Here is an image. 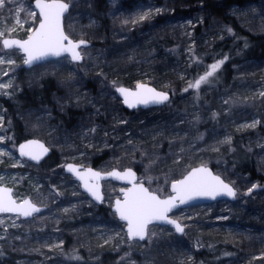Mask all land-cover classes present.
I'll use <instances>...</instances> for the list:
<instances>
[{"label":"rangeland","instance_id":"374dc122","mask_svg":"<svg viewBox=\"0 0 264 264\" xmlns=\"http://www.w3.org/2000/svg\"><path fill=\"white\" fill-rule=\"evenodd\" d=\"M33 1L4 0L0 7V83L11 82L0 89V153H7L0 155V184L13 187L17 200L47 209L31 220L0 215V264H203L197 251L215 264H264V178L237 172L234 155L240 139V157L264 176V57L241 56L243 43L264 37V0H65L72 4L66 33L91 42L81 49L84 59L27 69L24 54L4 49L3 40L26 39L37 27ZM224 57L210 83L185 91ZM229 64L230 83L221 87ZM139 83L170 92L171 101L128 114L116 88ZM24 88L37 102L19 115L24 137L56 152L54 168L22 158L9 133L3 98ZM45 88L48 100L39 94ZM70 162L103 172L138 166L140 181L162 197L191 168L214 167L238 190L237 200L174 212L182 235L154 225L145 242L132 241L112 211L122 186L104 183L103 213L62 170Z\"/></svg>","mask_w":264,"mask_h":264},{"label":"snow or ice","instance_id":"6c2138e0","mask_svg":"<svg viewBox=\"0 0 264 264\" xmlns=\"http://www.w3.org/2000/svg\"><path fill=\"white\" fill-rule=\"evenodd\" d=\"M4 0H0V7H3ZM70 4L65 0H35V8L39 11V25L36 28H29L30 35L27 39H4V49H17L24 54L23 63L29 67L34 64H41L50 57H67L72 62H80L84 59L80 48L86 45V41L81 39L73 41L64 31L63 18L68 12ZM157 12L162 11L160 9ZM37 15L35 11L29 13L34 18ZM148 14L141 15L139 20L147 18ZM127 23V21H125ZM136 22V21H134ZM20 23V21H17ZM14 30V29H13ZM229 32L232 30L229 29ZM3 33L0 32V36ZM227 57L220 59L209 66V70L200 75L194 83H189V89L199 90L202 84L210 83L209 78L222 67ZM5 63L0 58V64ZM14 63V61H8ZM4 75H8L7 72ZM11 86V82L0 83V89H7ZM116 91L123 97V103L130 108L138 105H148L151 103H163L168 100V94L158 92L156 89L148 87L145 84H137V90L132 91L124 87H117ZM5 95L8 93L5 92ZM261 95H264L262 93ZM3 117H0L2 122ZM258 121L244 127H255ZM95 131V129H91ZM3 140V137H0ZM226 143H230L228 138ZM218 150V149H214ZM20 155L26 156L30 160L37 161L48 152V149L39 141H29L20 145ZM7 153H0V155ZM2 162V161H0ZM15 166V165H14ZM66 170L75 175L81 181L83 188L95 200L103 202V194L99 181L107 178H115L117 180H127L131 185L129 188H122V199L115 201V214L121 221L127 224V236L132 240H145L149 237V225L153 223L172 225L176 233L183 234L185 226L169 216L174 209L180 208L182 205H189L192 201L200 198L216 199L218 196H228L235 198L237 191L218 175H213L206 166L190 170L183 179L175 180L171 183L172 195L162 198L157 191H150L145 187L144 182L137 181L136 174L131 169L123 172L113 170L107 173L95 171L91 168L81 170L79 167L68 164ZM2 179V177H0ZM151 178H149L150 180ZM253 185L248 189L250 194L254 188ZM41 209L33 204L30 200L25 199L22 203H17L12 197L11 189L0 187V213H15L23 217H31L34 213L40 212ZM68 211V209H65ZM154 235V233L152 234ZM60 245H57L59 247ZM79 259V257H75Z\"/></svg>","mask_w":264,"mask_h":264},{"label":"trees","instance_id":"16d2710c","mask_svg":"<svg viewBox=\"0 0 264 264\" xmlns=\"http://www.w3.org/2000/svg\"><path fill=\"white\" fill-rule=\"evenodd\" d=\"M228 2H237V3H242V1L244 0H226ZM228 20L231 22L233 21L232 18H228ZM234 22V21H233ZM244 47H242L243 49V55H241L244 59H252L254 57H264V37H252L251 42H247V44H244ZM230 46V45H228ZM225 49H227V45L223 46ZM240 59V58H239ZM206 61V60H205ZM231 64H229L228 66H225L223 68V81L220 84L221 87H225L227 86V84L230 83L231 80V68L230 67ZM52 85V83H50ZM48 87V86H47ZM50 88V87H49ZM28 88H24V90L21 91H12L11 94H9V96H7L6 98H3V104L6 108V115L7 118L9 119L7 122V126L9 129V133L12 134L13 138L15 139V141L17 143H22L25 140L29 139L28 137H24L23 134V124L22 121L19 118V115L21 113H23V111H25V109H27L28 107H30L31 105L36 104V98L35 96H33L32 93H30V91L27 90ZM47 88L40 89L39 90V94L45 99L48 100L50 95L45 93L44 91ZM51 89V88H50ZM124 110L128 113V114H132L135 111H129L126 108H124ZM59 118H61L62 116L60 114H58ZM62 120H65L62 117ZM71 124V123H70ZM235 145H236V149L238 147L237 152H235V158H237L236 161V170L237 172L240 173H249L250 177L252 180H258V179H263L264 176L259 175L255 169V167L253 166V163L249 160L246 159H242L240 157L241 155V147L242 145V141L240 139H237L234 141ZM240 148V150H239ZM249 159V158H248ZM99 161V160H98ZM98 161L96 163H98ZM58 160L56 158V152L53 151V153L51 154L50 157H48L42 164H40L43 168L45 169H51L54 168L58 165ZM95 163V165H96ZM214 169V167H212ZM136 171L138 172V174L140 175V168L137 166ZM62 170H64V168H62ZM100 211L103 213H106L108 211V209H106L105 207L100 206ZM238 214H236L235 212L232 213V218L231 219H235V217ZM204 256H202V252H195V261L200 260L202 261L203 264H215L217 263L216 259H211L209 260L208 258H202ZM104 262V260H103Z\"/></svg>","mask_w":264,"mask_h":264},{"label":"water","instance_id":"95a60500","mask_svg":"<svg viewBox=\"0 0 264 264\" xmlns=\"http://www.w3.org/2000/svg\"><path fill=\"white\" fill-rule=\"evenodd\" d=\"M65 2H67V1H65ZM69 4H70V7H69V10H68V12L67 13H65V15H64V18H63V26H64V31H65V18H66V16L71 12V10H72V4L70 3V2H68ZM34 7H35V0H34ZM36 9V8H35ZM36 11L38 12V14H39V11H38V9H36ZM41 18V17H40ZM39 25V24H38ZM38 27V26H37ZM65 33H66V31H65ZM67 34V33H66ZM68 35V34H67ZM69 36V35H68ZM69 38L71 39V40H73V41H79V40H81V39H79V40H74V39H72L70 36H69ZM6 39H20V40H24V39H21V38H17V37H10V38H6ZM83 40H85V39H83ZM87 43H86V45H84V46H81V48H80V51H81V49H83V48H88V47H90L91 46V42L90 41H88V40H85ZM6 50H17V49H15V48H13V49H6ZM67 55H65V56H62V57H59V58H56V57H50L47 61H44V62H41V64H43V63H46V62H49V61H52V60H57V59H60V58H63V57H66ZM81 62V61H80ZM74 63H79V62H74ZM37 65H39V64H34V65H32L31 67H29V66H27V65H25V67L27 68V69H30V68H32V67H34V66H37ZM139 84H145V85H147L148 87H151V88H154V89H156L158 92H165V93H167L168 94V100L167 101H165V102H163V103H151V104H148V105H138L137 107H135V108H130V107H128L126 104H124V107L127 109V110H129V111H135V110H139V109H141V110H147V109H150V108H156V107H162V106H164L166 103H168V102H170L171 101V99H172V94L170 93V92H168V91H164V90H160V89H158V88H156L155 86H153V85H150V84H147V83H139ZM119 87H124V88H127V89H130V90H132V91H136L137 90V85H136V87L135 88H130V87H127V86H119ZM117 95L119 96V98L123 101V97L117 92ZM33 140H35V141H39L40 143H42L47 149H48V152L46 153V154H44L43 156H42V158L39 160V162H37V161H33V160H30L28 157H26V156H21L20 155V151H19V149H20V145H23V144H26V143H28L29 141H33ZM52 152H53V150L44 142V141H42V140H40V139H36V138H29V139H27V140H25L24 142H22V143H20L19 144V146H18V154L22 157V158H25V159H27V160H29V161H31V162H33V163H35V164H37V165H39V164H42L48 157H50L51 156V154H52ZM68 164H72V165H75V166H77V167H79L81 170H84V169H87V168H91V169H93V170H95V171H99V172H102V173H107V172H110V171H113V170H117V171H121V172H123V171H125V170H128V169H131L133 172H135V174H136V179H137V181L139 182L140 181V177H139V174H138V172L136 171V169H134V168H126V169H124V170H121V169H117V168H115V169H112V170H109V171H106V172H103V171H100V170H98L97 168H95V167H85V166H82V165H79V164H76V163H73V162H70V163H67L66 165H68ZM66 165H65V167H64V170H65V172L68 174V175H71V176H73L76 180H78L76 177H75V175L74 174H72V173H69V172H67V170H66ZM200 166H202V165H199V166H195V167H193V168H191L190 170H192V169H195V168H198V167H200ZM204 166V165H203ZM208 169H210V171L212 172V174L213 175H218V176H220V178L222 179V180H224V182L225 183H228V184H230L236 191H237V195H238V190L231 184V183H229L228 181H226L221 175H219V174H217L215 171H214V169L213 168H211V167H209V166H206ZM189 170V171H190ZM188 171V172H189ZM183 179V178H182ZM79 181V180H78ZM107 181H112V182H114V183H117V184H119V185H121L122 187L120 188V194L122 195V193H121V189L122 188H129V187H131V185L127 182V180H117V179H115V178H107V179H102V180H100L99 181V183H100V186H101V192H102V194H103V197H104V199H103V202H104V200H105V193H104V183L105 182H107ZM79 182H81V181H79ZM82 184V183H81ZM0 187H4V188H7V189H11V192H12V197H13V199H15L16 200V202L19 204V203H22L23 201H18L16 198H15V196H14V189L12 188V187H8V186H4V185H1L0 184ZM145 187H147L146 186V184H145ZM82 189H83V191L97 204V205H101L103 202H101V201H97V200H95L89 193H87L86 191H85V189L83 188V186H82ZM150 190V189H149ZM151 191V190H150ZM173 193H172V190H171V195H172ZM163 198V197H162ZM28 200H30L33 204H35L30 198H27ZM117 199H122V196H121V198H117ZM116 199V200H117ZM115 200V201H116ZM225 200H228V201H231V202H234V201H236L237 200V196L235 197V198H232V197H228V196H218L216 199H210V198H200V199H197V200H194V201H192L189 205H182V206H180V208H177V209H174L171 213H169V216L172 218V219H175L174 217H173V213L174 212H176V211H178V210H180V209H185V208H190V207H194V206H202V205H208V204H213V203H216V202H219V201H225ZM115 201H114V205H113V207H112V211L115 213ZM37 207H39L40 209H41V211L40 212H38V213H34L31 217H23V216H20L23 220H31L32 218H34L36 215H38V214H41V213H43L45 210H46V207H44V206H39V205H37V204H35ZM0 214H12V215H17V214H15V213H0ZM116 216H117V218L119 219V217H118V215L116 214ZM120 220V219H119ZM176 220H178V219H176ZM121 221V220H120ZM179 221V220H178ZM122 223H125L126 224V222H124V221H121ZM180 222V221H179ZM181 223V222H180ZM127 225V224H126ZM154 225H158V226H168V227H172V228H174L172 225H168V224H159V223H153V224H150L149 225V228L151 227V226H154ZM183 226V225H182ZM126 228H127V226H126ZM179 234V233H178ZM179 235H182V234H179ZM148 239V237L145 239V240H139V239H136V241H140V242H145L146 240ZM130 240H132V239H130ZM132 241H135V240H132Z\"/></svg>","mask_w":264,"mask_h":264},{"label":"built area","instance_id":"2783aa9c","mask_svg":"<svg viewBox=\"0 0 264 264\" xmlns=\"http://www.w3.org/2000/svg\"><path fill=\"white\" fill-rule=\"evenodd\" d=\"M75 182L76 184H78V186H80V183L78 181L75 180ZM6 217H10V216H6ZM16 225H17V222H16Z\"/></svg>","mask_w":264,"mask_h":264},{"label":"bare ground","instance_id":"6f19581e","mask_svg":"<svg viewBox=\"0 0 264 264\" xmlns=\"http://www.w3.org/2000/svg\"><path fill=\"white\" fill-rule=\"evenodd\" d=\"M53 153V152H52Z\"/></svg>","mask_w":264,"mask_h":264}]
</instances>
